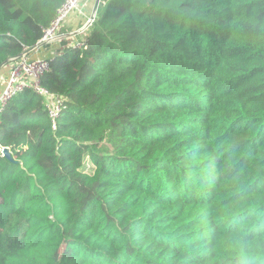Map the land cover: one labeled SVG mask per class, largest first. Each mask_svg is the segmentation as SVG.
<instances>
[{
  "label": "trees",
  "instance_id": "trees-1",
  "mask_svg": "<svg viewBox=\"0 0 264 264\" xmlns=\"http://www.w3.org/2000/svg\"><path fill=\"white\" fill-rule=\"evenodd\" d=\"M63 2L0 0V68ZM85 35L54 125L0 110V264H264V0H99Z\"/></svg>",
  "mask_w": 264,
  "mask_h": 264
},
{
  "label": "built area",
  "instance_id": "built-area-1",
  "mask_svg": "<svg viewBox=\"0 0 264 264\" xmlns=\"http://www.w3.org/2000/svg\"><path fill=\"white\" fill-rule=\"evenodd\" d=\"M79 0H64L57 11L55 19L43 31L41 38L30 49L22 51L17 57L9 62V68L0 89V110L7 100L24 89H30L43 97V106L47 109L48 115L54 125V118L59 114L61 99L54 96L43 86L42 77L50 69L51 56H42L41 48L44 46H59L60 41L66 38L70 33L80 31L81 33L91 25L93 19L86 17L84 23L76 30L71 31L68 25V17L72 12L80 13L78 7ZM80 40H70L67 45L79 47Z\"/></svg>",
  "mask_w": 264,
  "mask_h": 264
},
{
  "label": "crops",
  "instance_id": "crops-1",
  "mask_svg": "<svg viewBox=\"0 0 264 264\" xmlns=\"http://www.w3.org/2000/svg\"><path fill=\"white\" fill-rule=\"evenodd\" d=\"M94 0H79L78 7L81 9L80 13L72 12L70 16L68 17V25L69 28H72V30L78 29L85 21L86 17L91 16L92 8H93ZM82 35H85L84 33H81L80 31H77L75 33H70L65 39H69L65 41V44H68L70 40L78 37H82ZM62 47L60 46H45L44 48H41L40 54L42 56H51V54H54ZM9 68V63L2 66L0 68V89L3 86L4 78L7 75Z\"/></svg>",
  "mask_w": 264,
  "mask_h": 264
},
{
  "label": "rangeland",
  "instance_id": "rangeland-1",
  "mask_svg": "<svg viewBox=\"0 0 264 264\" xmlns=\"http://www.w3.org/2000/svg\"><path fill=\"white\" fill-rule=\"evenodd\" d=\"M71 31H74V30H72V28H71ZM85 36L86 35H82V37H78V38L76 37V38L72 39V41H74V40L77 39V40H80L81 43H82V41H83V39H84ZM67 40H69V39H65V38L62 39L60 41V43H61L60 46L61 47L69 46V45L65 44V41H67ZM93 149L94 150H97V151H100V152H105V151H109L110 147L107 144H105V143H101L99 146H96Z\"/></svg>",
  "mask_w": 264,
  "mask_h": 264
},
{
  "label": "water",
  "instance_id": "water-1",
  "mask_svg": "<svg viewBox=\"0 0 264 264\" xmlns=\"http://www.w3.org/2000/svg\"><path fill=\"white\" fill-rule=\"evenodd\" d=\"M98 2L99 0H94V4H93V8H92V13H91V16L89 17L90 19H93L94 18V15H95V11H96V8H97V5H98ZM1 152L2 154L8 158V159H12L11 155H10V152L9 150L6 148V147H3L1 148Z\"/></svg>",
  "mask_w": 264,
  "mask_h": 264
}]
</instances>
